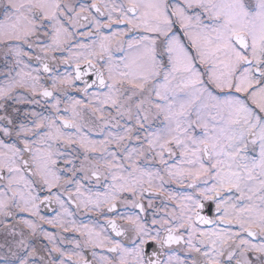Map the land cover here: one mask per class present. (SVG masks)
<instances>
[{"label": "snow or ice", "instance_id": "snow-or-ice-1", "mask_svg": "<svg viewBox=\"0 0 264 264\" xmlns=\"http://www.w3.org/2000/svg\"><path fill=\"white\" fill-rule=\"evenodd\" d=\"M0 264H264V0H0Z\"/></svg>", "mask_w": 264, "mask_h": 264}]
</instances>
